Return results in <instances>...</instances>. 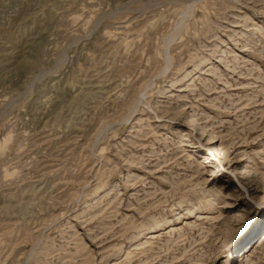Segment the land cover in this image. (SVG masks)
<instances>
[{"label":"rangeland","instance_id":"1","mask_svg":"<svg viewBox=\"0 0 264 264\" xmlns=\"http://www.w3.org/2000/svg\"><path fill=\"white\" fill-rule=\"evenodd\" d=\"M0 264H264V0H0Z\"/></svg>","mask_w":264,"mask_h":264},{"label":"bare ground","instance_id":"2","mask_svg":"<svg viewBox=\"0 0 264 264\" xmlns=\"http://www.w3.org/2000/svg\"><path fill=\"white\" fill-rule=\"evenodd\" d=\"M86 78H87V76H86ZM220 146H222V145H220ZM217 155L221 159V162L223 163L222 165L224 166V168H227L228 166H231L230 163L233 161V158L231 157V154L229 153V149L228 148H220V149H217ZM40 180H42V179H40Z\"/></svg>","mask_w":264,"mask_h":264}]
</instances>
